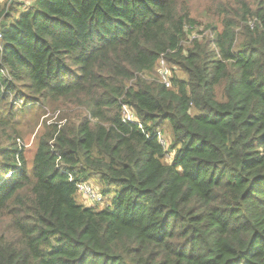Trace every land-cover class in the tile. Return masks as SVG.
I'll list each match as a JSON object with an SVG mask.
<instances>
[{
  "label": "trees",
  "instance_id": "16d2710c",
  "mask_svg": "<svg viewBox=\"0 0 264 264\" xmlns=\"http://www.w3.org/2000/svg\"><path fill=\"white\" fill-rule=\"evenodd\" d=\"M215 3L185 46V0H0V264H264V0ZM48 101L86 114L29 168L17 119ZM86 181L112 208L79 202Z\"/></svg>",
  "mask_w": 264,
  "mask_h": 264
},
{
  "label": "rangeland",
  "instance_id": "374dc122",
  "mask_svg": "<svg viewBox=\"0 0 264 264\" xmlns=\"http://www.w3.org/2000/svg\"><path fill=\"white\" fill-rule=\"evenodd\" d=\"M190 8L191 17L198 22V26L194 30H190L188 33L187 41L185 46H188L189 43L195 37L209 36L210 31L209 27L213 24L218 23V18L215 13V0H185ZM219 1V0H218ZM18 10L25 11L33 4V0H17ZM171 69V79L173 76L178 78H186L181 74L177 69ZM156 78L158 79L157 73ZM18 108H22V102L18 101ZM76 113L86 114L84 107L81 105L72 107L71 109L66 108L60 103H55L48 101L46 103H41L35 108L31 109L27 113H21L18 116L17 124L15 128V134L17 139V144L25 149V156L28 161L29 168L31 167L32 158L35 154L38 140L44 134L46 130L54 127H61L66 124L67 118H72ZM163 138L167 141V144L170 146L172 142V137L169 131H163L161 133ZM173 159V154L167 156L166 162L170 163ZM97 181L96 179H94ZM93 181L95 187L98 190H102L100 185ZM119 190V189H118ZM116 195L115 190H113L112 195L108 198L107 204L112 208V197ZM79 202L84 204L87 207H97L98 209L106 208V205H91L86 203L81 196L78 198Z\"/></svg>",
  "mask_w": 264,
  "mask_h": 264
},
{
  "label": "built area",
  "instance_id": "2783aa9c",
  "mask_svg": "<svg viewBox=\"0 0 264 264\" xmlns=\"http://www.w3.org/2000/svg\"><path fill=\"white\" fill-rule=\"evenodd\" d=\"M1 38L2 36L0 35V39ZM157 76L160 84L164 85L167 89L172 88L171 69L164 59H161L158 64ZM122 116L124 123L137 124L140 129L143 130V126L139 123L135 112L128 105L122 106ZM158 139L161 145L167 150L169 148V145L167 144V141L163 138L161 133H158ZM76 186L78 194L86 203H89L91 205L105 204L106 207L109 206V204H107L109 196H105L101 190H98L93 182H78Z\"/></svg>",
  "mask_w": 264,
  "mask_h": 264
}]
</instances>
